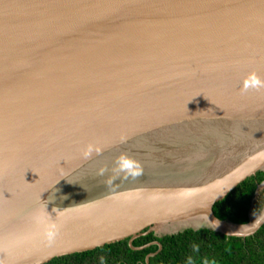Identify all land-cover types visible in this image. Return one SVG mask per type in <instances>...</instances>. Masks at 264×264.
<instances>
[{
    "label": "water",
    "instance_id": "obj_1",
    "mask_svg": "<svg viewBox=\"0 0 264 264\" xmlns=\"http://www.w3.org/2000/svg\"><path fill=\"white\" fill-rule=\"evenodd\" d=\"M192 80L201 89L213 80L236 87L238 97L247 98L236 105V99L221 97L225 111L220 118L201 120L214 112L197 109L186 115L183 126L164 124L163 134L176 130L170 138L193 142L196 126L215 145L204 129L229 124L227 130L248 131L260 103L264 106V0H0V264H42L163 232L160 215L150 218L147 212L157 209L156 200L132 198L147 185L204 186L187 195L194 205L184 214L195 223L164 234L204 226L202 206L218 222L250 223L251 211L249 222L241 224L218 218L213 206L264 170V135L247 138L242 145L250 149L247 154L238 153L229 163L223 158L206 174L183 168L151 177L137 154L142 149L102 140L109 122H120L110 117H123L129 107L142 120L145 115L161 119L158 108L143 107L155 99L165 102L171 89ZM223 89L218 92L233 94ZM214 101L210 106L216 108ZM83 132L95 143L76 145L72 157L37 155ZM162 138L167 137L160 133L156 140ZM262 186L264 181L257 189ZM138 210L136 218L128 217ZM263 222L264 217L246 233L210 228L247 236Z\"/></svg>",
    "mask_w": 264,
    "mask_h": 264
},
{
    "label": "trees",
    "instance_id": "obj_2",
    "mask_svg": "<svg viewBox=\"0 0 264 264\" xmlns=\"http://www.w3.org/2000/svg\"><path fill=\"white\" fill-rule=\"evenodd\" d=\"M263 181L264 170L244 179L215 202V215L234 223H248L255 192ZM42 264H264V222L247 236L227 235L206 226L164 235L151 231L132 243L126 238L56 256Z\"/></svg>",
    "mask_w": 264,
    "mask_h": 264
},
{
    "label": "rangeland",
    "instance_id": "obj_3",
    "mask_svg": "<svg viewBox=\"0 0 264 264\" xmlns=\"http://www.w3.org/2000/svg\"><path fill=\"white\" fill-rule=\"evenodd\" d=\"M211 108H215V107H211ZM162 109L164 111L166 110V113H163L161 117V119H164L165 121L164 120L162 121L158 117L156 118L158 122L155 118H153L154 121H152V123L151 121H149L150 126L147 128L143 126L145 125V123L136 126H131L127 128L125 131L121 132L123 133L122 134L123 137L122 136L118 137L119 138L118 140L108 139V137H110L113 134L111 132L116 125H120L121 128H124L123 121L121 120L120 122L118 121L113 125L111 122H109L110 123L109 132L106 131L102 133L104 137L105 135L107 136V138L105 137L102 140L107 139V141H114L118 144L124 145V147H126L127 149H135V150L138 149L137 151H139V149H142V152L140 151V153L137 154L139 156H142L140 158L142 159V163L144 164L146 163V167L148 168H146L144 173L146 174L149 173L148 176L150 177L151 174L152 176H156L157 172L159 175H166L167 172L169 173L173 170L181 171V169L183 168L185 169L187 168V171H190V174L192 175L196 173L199 175L206 174L207 170L209 171L210 169H212L216 164L220 163L223 158H226V160L229 163L231 161H234L238 153L247 154V151H249L250 149L248 147H246L245 149L242 146L247 138H249L250 136H254V134L257 137L258 136L261 137L262 135H264V109L261 108L257 110L260 111L259 115L253 119V122H249V128L247 129L248 131H244L243 133L242 131L239 130V127L236 126L234 127L231 126V128L227 130V126L229 124L225 126L224 125L218 126L216 129H210V130L204 129L206 130V132L207 131L210 132L212 140H217L215 145H211V144L209 145L206 141L207 137L202 138L197 136V138L193 142H188L187 141L188 139L182 140V139L170 138L178 135L176 134V130H170L164 134L162 132H164L167 128L172 129L175 125L176 128L180 125L183 126V122L185 123V119H187V117L181 118V113L178 115H174L171 112V109L167 110V106L162 107ZM177 109L181 112L180 107L179 106L177 107L176 104L174 110L176 111ZM188 114L189 113H185L183 115H188ZM143 118L146 119V117ZM166 123L168 124V127L166 126L167 128L163 127V125ZM106 128H107L106 125H104V129ZM223 129H225L226 132H222ZM160 133L162 137H164L165 135L167 138L156 140L159 138ZM198 133L199 131L196 134L198 135ZM89 138L90 136L88 135V133H84V132L80 135V137H75L74 135H71L66 141L65 145L58 147L56 144H51V147L49 149L44 151L42 150L41 152L38 151L37 155L44 154L45 156H48L50 158L51 157L57 158L65 154L64 156L72 157L73 155H75L74 149L76 145H79L81 143L82 146H84L88 143L91 144L95 143V142L86 141ZM142 138H145L146 140L142 141L141 140ZM199 139L201 140L204 139L205 142ZM175 140L176 143L179 146H181V148L183 147V149L179 148V146H177V144L174 143ZM145 141L148 142L149 144L145 145L144 144ZM114 149L115 148H112L111 150ZM151 170H154V172H152ZM11 172H12L11 174H16V167ZM263 211H264V186L257 189V194L253 198L251 215L254 214L258 216ZM202 225L211 227L210 225H207V223L205 222L202 223ZM156 234L158 235L164 234V231L158 232Z\"/></svg>",
    "mask_w": 264,
    "mask_h": 264
},
{
    "label": "bare ground",
    "instance_id": "obj_4",
    "mask_svg": "<svg viewBox=\"0 0 264 264\" xmlns=\"http://www.w3.org/2000/svg\"><path fill=\"white\" fill-rule=\"evenodd\" d=\"M204 83H205V89L198 88L199 85H201V83L199 81H193V80H192V83H190V84L182 83L180 85H177L176 87L171 89L170 94H169L170 97L163 99L165 102H162L161 99H155L152 102L147 103V107H143V108H144V110L146 109L148 111L151 109L155 110L156 108H158L156 110V114H162V113L166 112V110L164 111L162 109V106L165 105V106H167V110L171 109V112L174 115H178L181 113V118L188 117V116L183 115V114L193 112V111H197V109H199L197 112H200V110L201 111L210 110L214 113H209V114L205 115L204 118H202L201 120H207V119L213 120L216 118H220L221 115L224 114L223 111H225V107H224L225 104L223 102L224 100L222 99L223 97L231 98V100L236 99L237 103L234 102V103H236V105L238 104V101L241 100L239 98H244V99L247 98V97H245L246 95H243L242 93H241V96L238 97V92L235 91L236 87H231V86L230 87H227V86L223 87L222 84H218V83L216 84L214 80L212 82L206 81ZM193 85L195 86L196 89H198L200 91V94L198 96H196L194 94L195 91L192 89ZM217 85H219V86H217ZM223 88L225 90L232 89L233 94L229 93V96H225L224 91H223V93H219L218 90H220V92H221L222 91L221 89H223ZM214 94L217 95L216 99L212 97V96H215ZM239 95H240V93H239ZM149 98H151V97H147V99H149ZM213 101L216 104L219 103V105L216 108H211V106H210L211 105L210 103H212ZM202 102H208V103L204 104L203 107L200 109V106H201L200 103H202ZM171 103L177 104V107L178 106L180 107L181 112L178 109L175 111L174 110L175 105H173ZM260 105H261L260 107L264 109V106L261 103H260ZM129 108L124 110V112L122 113L123 117H119V119H118V117H110V120H112V119L121 120V121H123V124H124V128H121L120 125H116L112 129V132H111V133H113L112 137L118 138V137L122 136L123 133H121V132L125 131L127 128H129L131 126L140 125V124L146 122L147 119H148L147 123H149V121H151V123H152V121H154L153 118L156 119L159 117V116L151 117L150 115H145L146 119L144 118V120H142L141 119V115H142L141 113H138L136 111L133 112L132 110L129 111ZM157 122H158V120H157ZM194 127L195 128H193V129H195V132L197 133L199 130L197 129L196 126H194ZM126 133H125V135H126ZM198 136L201 137L202 135L200 133H198ZM148 175L149 174H147L145 176H148ZM140 176H143V175H140ZM185 183H187V185H185ZM188 184H190V183L179 181V182H175V183H171V184L165 183V184H160V185L154 184L152 186L147 185V186H144L142 188H139L138 191L134 193L132 198L137 199L138 202L145 201V199H148L149 201L150 200H154V201L156 200L154 206H156L157 209L156 210H154L152 208L149 209L147 211L148 216L151 218V217H156L159 214L160 216H157V218H159V217L161 218V220L159 222L161 226L159 229L162 231H171V230H174L178 225H181V224L187 225V224H194L195 223L192 220V218L189 217L190 216L189 214H184L185 208L186 209H192V207L194 205L189 200V199H191L192 196H190V195L187 196V195L189 194L188 193L189 190H191L190 191V194H191V192H194V190L197 191V189H203L204 186H202L203 184H201L200 186H194V185L190 186ZM149 196H150V198H148ZM201 206L202 205L197 204L198 208ZM195 208H193V209H195ZM199 209H200V213L204 212V215L199 217V219L203 220L205 223H207V225H210L212 227H216L218 229H223L225 231L237 232V233H246V232L250 231L264 217V211H263L258 216L253 214L252 220L250 221V223H248L246 225H235V224H232L228 221L218 222V221L214 220L213 218H211L208 210L205 209L204 206H202ZM140 212H141V210H138L135 213H129L128 217H135L136 218V216H137L136 213H138V215H139ZM145 214H143L142 216H144ZM182 214H184V215H182Z\"/></svg>",
    "mask_w": 264,
    "mask_h": 264
}]
</instances>
